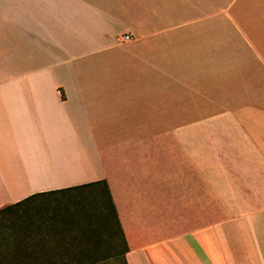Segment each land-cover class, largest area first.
<instances>
[{
	"label": "crops",
	"instance_id": "0c3cea01",
	"mask_svg": "<svg viewBox=\"0 0 264 264\" xmlns=\"http://www.w3.org/2000/svg\"><path fill=\"white\" fill-rule=\"evenodd\" d=\"M100 180L119 228L27 207L3 256L264 264V0H0V209Z\"/></svg>",
	"mask_w": 264,
	"mask_h": 264
},
{
	"label": "rangeland",
	"instance_id": "374dc122",
	"mask_svg": "<svg viewBox=\"0 0 264 264\" xmlns=\"http://www.w3.org/2000/svg\"><path fill=\"white\" fill-rule=\"evenodd\" d=\"M239 72H235V75H238ZM251 76H253V72H251ZM256 76V73H255ZM236 106L234 103L231 104ZM71 191H81L86 192V198L80 199H69V198H43V197H35L31 199L28 203H22L18 207L13 209H5L0 213V235L2 230L7 224L12 223V221L16 222L17 216L24 215L25 209L27 207H37L41 209L40 215L42 218L51 221V222H71L74 221V218L77 216L79 219L82 216L85 221L91 222H105V218H109L112 216V207L109 203L108 197L106 195V191L103 184L96 186H86L82 188H75ZM48 194H68L65 192H52ZM234 201L237 205L241 206L243 199L241 194H234ZM253 196H258L260 194H251ZM256 203L260 205H264V197L256 198ZM80 206L79 210L71 209L73 206ZM90 209V211L88 210ZM22 211V213H20ZM19 212L20 214H18ZM84 213V214H82ZM82 214V215H81ZM220 216V215H219ZM76 219V218H75ZM102 220V221H101ZM123 242H121V249H123ZM119 260V259H118ZM120 264L122 260L119 261Z\"/></svg>",
	"mask_w": 264,
	"mask_h": 264
},
{
	"label": "trees",
	"instance_id": "16d2710c",
	"mask_svg": "<svg viewBox=\"0 0 264 264\" xmlns=\"http://www.w3.org/2000/svg\"><path fill=\"white\" fill-rule=\"evenodd\" d=\"M100 184H103L104 185V188H105V191H106V195H107L108 200H109V203H110V205L112 207V216L109 217V218H105L104 221H108L111 218H113L114 221H115V223H116V225H117V227L119 228V221L117 219V214H116L115 206L113 204V201H112V198H111V194L109 192V188H108V185H107V183H106L105 180H100V181H96V182L84 184L83 186L78 187V188H82V187H86V186H96V185H100ZM72 189H75V188H67V189H64V190H55L53 192L69 191V190H72ZM48 193H52V192H42V193H38V194H48ZM18 206H19V204H15L13 206H7L5 208L0 209V213L2 211H4L5 209H13V210H15L14 208L15 207H18ZM17 213L20 214L19 212H17ZM24 217H25L24 215H22V216L18 215L17 216V219H16V222L15 221H12V223L7 224V226H5L3 228L2 233L0 235V264H4L3 261H7L8 264H17L16 262H12L11 263V257L7 256L8 257L7 258V257H4L3 256V254H2V251H3V249H2V242H3V240H7V243L8 242L11 243V240L12 239H16L17 238L16 237V235H17V227H18V224L23 221V218ZM122 240L124 241L123 236H122Z\"/></svg>",
	"mask_w": 264,
	"mask_h": 264
},
{
	"label": "built area",
	"instance_id": "2783aa9c",
	"mask_svg": "<svg viewBox=\"0 0 264 264\" xmlns=\"http://www.w3.org/2000/svg\"><path fill=\"white\" fill-rule=\"evenodd\" d=\"M129 38V35H125V36H122L120 39L121 40H126V39H128Z\"/></svg>",
	"mask_w": 264,
	"mask_h": 264
}]
</instances>
